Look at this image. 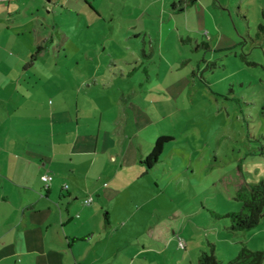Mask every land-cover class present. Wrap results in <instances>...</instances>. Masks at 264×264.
Segmentation results:
<instances>
[{"label": "crops", "instance_id": "crops-1", "mask_svg": "<svg viewBox=\"0 0 264 264\" xmlns=\"http://www.w3.org/2000/svg\"><path fill=\"white\" fill-rule=\"evenodd\" d=\"M202 1H0V264L122 259V244L115 252L111 245L122 240L118 231L148 191L142 179L159 160L150 167L143 160L163 134L155 127L161 112L153 91L105 70L152 61L163 35L154 23L167 16L178 27ZM60 9L108 24L99 42L71 61L60 57L67 33L57 40L52 32ZM71 65L78 75L66 77ZM154 188L161 191L156 181Z\"/></svg>", "mask_w": 264, "mask_h": 264}, {"label": "rangeland", "instance_id": "rangeland-1", "mask_svg": "<svg viewBox=\"0 0 264 264\" xmlns=\"http://www.w3.org/2000/svg\"><path fill=\"white\" fill-rule=\"evenodd\" d=\"M263 9L264 0H203L178 27L167 16L154 23L163 35L152 61L105 70L152 90L161 112L155 127L173 135L142 179L148 191L137 196L140 207L118 231L122 240L111 245L115 252L122 244L114 264H197L201 250L211 247L223 263L242 245L264 252V215L248 229L231 228L224 216L241 208L238 186L264 182V34L257 33ZM60 11L51 23L57 40L63 30L68 35L61 58H79L108 29L100 19ZM71 67L66 77L78 75Z\"/></svg>", "mask_w": 264, "mask_h": 264}, {"label": "trees", "instance_id": "trees-1", "mask_svg": "<svg viewBox=\"0 0 264 264\" xmlns=\"http://www.w3.org/2000/svg\"><path fill=\"white\" fill-rule=\"evenodd\" d=\"M261 17V21L257 24L259 35L264 34V9L261 12ZM42 48V45H38L36 53L40 52ZM172 138L171 135L163 134L155 139L149 155L143 160L146 166L150 167L158 161L164 143ZM235 198L241 202V208L224 214V216L229 217L231 228L248 229L257 225L264 215V182L241 184L236 189ZM212 213L221 216L213 211ZM263 259L264 252L262 250L251 249L242 245L234 258L223 263L216 257L213 247H211L209 250H201L198 254L197 264H262Z\"/></svg>", "mask_w": 264, "mask_h": 264}, {"label": "built area", "instance_id": "built-area-1", "mask_svg": "<svg viewBox=\"0 0 264 264\" xmlns=\"http://www.w3.org/2000/svg\"><path fill=\"white\" fill-rule=\"evenodd\" d=\"M2 1V0H0ZM3 1H7V0H3ZM41 179L43 180V182L45 184H48L51 179H52V173L50 171H46L44 172L42 175H41ZM65 187H67V184H65ZM92 201V196L91 195H87L84 199V203L86 204H89L90 202ZM178 244L181 246V247H184L186 245V241L184 239H180L178 241Z\"/></svg>", "mask_w": 264, "mask_h": 264}]
</instances>
